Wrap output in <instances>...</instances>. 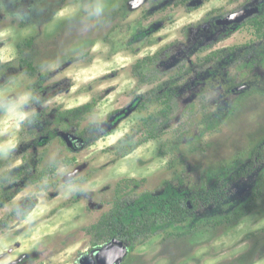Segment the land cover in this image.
Wrapping results in <instances>:
<instances>
[{"label":"rangeland","instance_id":"rangeland-1","mask_svg":"<svg viewBox=\"0 0 264 264\" xmlns=\"http://www.w3.org/2000/svg\"><path fill=\"white\" fill-rule=\"evenodd\" d=\"M262 15L264 0H0V220L13 214L0 230V264H83L85 229L117 191L130 201L188 196L246 165L264 143V88L224 101L199 83L219 60L207 56L240 47L222 55L228 74L264 84V39L248 25ZM155 55L141 82L134 66ZM159 87L174 92L173 112L147 140L144 121L164 107L143 99ZM84 139L93 145L75 146ZM32 160L36 177L46 175L17 187L15 171ZM257 187L229 213L158 230L121 264H264V170Z\"/></svg>","mask_w":264,"mask_h":264},{"label":"trees","instance_id":"trees-1","mask_svg":"<svg viewBox=\"0 0 264 264\" xmlns=\"http://www.w3.org/2000/svg\"><path fill=\"white\" fill-rule=\"evenodd\" d=\"M248 25L256 31L259 38L264 39V15L259 19L249 22ZM27 43L30 46L31 42H26V44ZM239 49L240 47H232L216 51L205 58V61L216 58L219 60L201 76L202 82L199 83L200 94L219 92L221 94V100L226 101L231 94L238 93L242 89V91H244L257 86L264 88L263 81L259 77L248 78L238 85L235 78L230 77L228 74L226 70L228 66L224 63L222 55L226 53L235 54ZM156 58V55L145 58L134 66L133 69L141 82H144L146 78L140 73V70L147 61L154 62ZM22 65H24L31 76H35L38 73L36 67H34L32 63L22 60ZM170 84H175V82H171ZM167 89L168 88L163 87L154 89L143 99L144 103L157 101L164 107L161 111L162 118L159 119L150 116L144 121L149 136L147 140L157 139L163 134L162 130L168 126L169 118L173 112V100L175 96L174 92ZM178 95H180V93H178ZM97 103L96 100H93L91 106H96ZM84 109L85 108L82 107L78 110L64 112V114L66 116H73L75 113L82 112ZM41 127H44V124H42ZM45 130L44 128L42 131L44 132ZM111 132H113V130L110 131V133ZM58 135L59 131L56 130L53 131V134L47 135V137L49 139L50 137ZM47 137L45 138L46 140ZM40 138L39 140H41ZM83 142L84 145L82 144V146L93 145L94 143L86 139H84ZM136 146L137 144L132 148L124 147L125 153L123 155L126 156L130 154ZM39 163L40 160H32L28 163V167H21L16 170L13 176V180H15L16 183L15 185H17V187H22L28 181L33 183L40 181V179L46 175V172L43 170L39 172L36 177L34 171L37 170ZM263 170L264 143H261L253 150L250 161L246 165L234 170L227 178L216 181L210 188L192 193L188 196L179 194L160 196L144 195L135 201H130V199L119 196L117 191L111 210L104 214L96 224L85 229V232L90 235L92 239L91 251L100 249L113 240L122 242L123 245L129 249L136 243L147 241L158 230L174 227L177 224L185 222L192 216L200 220L202 216L209 218L211 216L215 217L229 213L236 205L242 202L249 188H253L254 190L258 188L257 184L263 175ZM256 195L257 194L253 192L252 196ZM6 199H10V197H6ZM29 203L32 205L28 207V212L32 210L35 205L32 200L24 201V205ZM23 214L26 215V212ZM12 216L13 214L8 215V219ZM8 219L0 220V230L9 227Z\"/></svg>","mask_w":264,"mask_h":264},{"label":"water","instance_id":"water-1","mask_svg":"<svg viewBox=\"0 0 264 264\" xmlns=\"http://www.w3.org/2000/svg\"><path fill=\"white\" fill-rule=\"evenodd\" d=\"M251 11L233 14L227 19V24L238 23ZM128 254V247L118 240H113L104 247L92 251L83 264H121Z\"/></svg>","mask_w":264,"mask_h":264},{"label":"flooded vegetation","instance_id":"flooded-vegetation-1","mask_svg":"<svg viewBox=\"0 0 264 264\" xmlns=\"http://www.w3.org/2000/svg\"><path fill=\"white\" fill-rule=\"evenodd\" d=\"M106 123V122H105ZM104 125V124H103ZM74 141V144H75V146H77V145H84V142L83 141H81V143H78V142H75L76 140H73ZM78 141V140H77ZM34 145V144H33ZM33 145H31V146H33ZM94 251V250H93Z\"/></svg>","mask_w":264,"mask_h":264},{"label":"clouds","instance_id":"clouds-1","mask_svg":"<svg viewBox=\"0 0 264 264\" xmlns=\"http://www.w3.org/2000/svg\"><path fill=\"white\" fill-rule=\"evenodd\" d=\"M24 117H25V114H21V119H24Z\"/></svg>","mask_w":264,"mask_h":264}]
</instances>
